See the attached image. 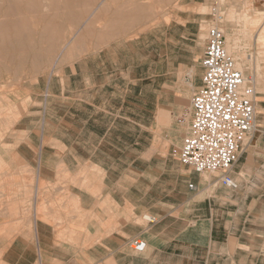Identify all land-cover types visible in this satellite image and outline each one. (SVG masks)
<instances>
[{
	"label": "crops",
	"instance_id": "1",
	"mask_svg": "<svg viewBox=\"0 0 264 264\" xmlns=\"http://www.w3.org/2000/svg\"><path fill=\"white\" fill-rule=\"evenodd\" d=\"M87 1L94 8L0 149L4 208L26 210L28 193L33 201L32 228L0 234V264H264V146L241 154L229 173L236 187L209 193L210 181L177 158L178 129L161 131L170 144L153 136L141 146L165 123L158 56L171 67L172 51L158 55L157 46H172L174 14L156 17L168 0ZM144 214L158 220L135 221ZM8 220L0 215V228ZM132 237L144 251L130 248Z\"/></svg>",
	"mask_w": 264,
	"mask_h": 264
},
{
	"label": "rangeland",
	"instance_id": "2",
	"mask_svg": "<svg viewBox=\"0 0 264 264\" xmlns=\"http://www.w3.org/2000/svg\"><path fill=\"white\" fill-rule=\"evenodd\" d=\"M48 1L50 3L51 0ZM48 1L18 0L16 4L18 13L14 14L7 12L8 1L0 0V22L9 23L15 22L16 19H21L26 22L28 29H33L34 26L32 24L36 21L37 26L34 29L37 31L46 25H50L49 22H51V26L56 29L50 49L48 46L45 48L46 45H43L41 50L37 49L35 56L29 54L19 57L18 50L12 49L7 43L1 42L0 37V149L10 148L9 145L4 143L5 139L13 135V130L18 120L24 114L29 113L30 103L32 102L30 94L32 88L40 78H44L50 72L56 64L57 57L63 47L81 28L83 21L87 19L90 11L94 8V3L89 1L81 3V0H53L54 5H49ZM244 1L246 0H182L181 2L180 0H168L165 3L161 2L159 6L157 3L158 15L156 23L163 21V19L169 21L170 13L174 14V41L172 46L168 42L165 45L163 40L158 42V55L172 51L170 57L167 58L171 61V67L165 65L164 56H158V76L156 80L157 115L159 114V122L165 123L158 124V127L153 128V131L145 133V135H150V137L147 142L142 141V148L151 143L153 136V143L156 146L164 142L170 144L168 138L161 134V131H169V127L173 126V129H178V141L187 133L191 119L190 99L200 84L202 73L201 58L207 30L213 21L218 22L222 27L226 48L230 44L227 50L232 55L235 63L241 66L237 68L248 79L246 83L250 81L249 79L255 81H253L254 83L250 81V83L253 84L257 94L255 98L256 128L253 136L246 142L244 152L252 151L253 147L264 146L261 138V133L264 132V108L256 104V100L263 99L261 96L264 97V38L260 39L258 37L263 31L261 26H264V20H262L263 23L261 22L262 25L257 23L251 27L252 35H243L241 24L236 22L234 17H229V13L231 10L235 13L242 11V7L247 5L244 4ZM251 1L253 9L250 12L251 16L258 12L264 13V0ZM177 13L184 19L176 18L175 15ZM262 16L264 19V14ZM2 31L6 32L5 30ZM253 34H257L258 39L253 38ZM161 37L163 39L164 36L162 35ZM235 37H237V41L234 43L233 48V41H231L232 43L229 41L228 44V39L231 38L232 40ZM190 70L193 72L192 77H189ZM145 93L148 94V91ZM141 101L143 102L144 100ZM150 101L151 107L146 108L152 111L153 94H151ZM36 108L34 106L32 109ZM151 120L152 118L150 117L147 121ZM22 123L24 124V121ZM179 145L180 142L176 144L177 148ZM171 152L173 153L172 148L169 153L171 154ZM256 172L259 176L258 167H256ZM27 177L33 178L30 171H27ZM201 179L210 181V185L207 186L208 193L216 185L221 184L216 176L202 174ZM236 182L238 183L239 180L237 179ZM42 198H40V201L43 200ZM7 200L10 201V199L0 196V215L9 219L8 223L0 228V234H4L6 231L8 233L13 231L14 233L19 228L31 229L28 226V218L32 217L33 201L31 194L28 193V197L23 203V205H26V210L20 213L7 211L8 209L4 208L6 204L9 205ZM111 207V203L104 202L105 209H110ZM40 211L41 205H39L38 212ZM6 214H9V216ZM148 217H150L148 214H144L134 219L138 223H143L147 221ZM157 220V218H154V222ZM24 221L27 222V225H20ZM208 264H214V260L210 259Z\"/></svg>",
	"mask_w": 264,
	"mask_h": 264
},
{
	"label": "built area",
	"instance_id": "3",
	"mask_svg": "<svg viewBox=\"0 0 264 264\" xmlns=\"http://www.w3.org/2000/svg\"><path fill=\"white\" fill-rule=\"evenodd\" d=\"M201 67L200 84L190 99L188 131L181 138L177 158L198 174L216 176L233 188L229 172L256 128V91L250 81L244 84L218 22L213 21L207 30ZM261 138L264 143V132ZM147 221L153 223L154 218ZM128 244L137 253L146 248L138 237L130 238Z\"/></svg>",
	"mask_w": 264,
	"mask_h": 264
},
{
	"label": "bare ground",
	"instance_id": "4",
	"mask_svg": "<svg viewBox=\"0 0 264 264\" xmlns=\"http://www.w3.org/2000/svg\"><path fill=\"white\" fill-rule=\"evenodd\" d=\"M7 1H8V9H7V12L8 13H14V14L15 13H18V10H17V7H16V4H17L18 0H7ZM43 1H48V0H43ZM258 1H260V0H258ZM244 2H245L244 4H247V5H244L242 7L243 10L242 11H238L237 13H235V12H233L231 10L230 13H229V15H230L229 17H231V18L234 17V19L236 20V22H238V23L241 24V32H242L243 35H249L250 36V35H252V33H251L252 28L251 27L254 26V24L260 23L262 25V23H263L262 20H264L262 15L264 13L263 12H258L255 15L251 16V13L250 12L253 11V9H252V1L251 0H246ZM53 3H54L53 0H51L50 3L48 1V4L49 5H54ZM100 19H101V17H100ZM35 22H34V24H32V26H34V28L37 26ZM49 24L50 25H46L43 28H41L39 31H37L34 28L33 29H28L27 28V25H26V22L25 21H22L21 19H16L15 22H9V23H7V22H0V37H1V42L7 43V45L9 47H11L12 49L18 50L17 53H18L19 57H22V56H25V55H29V54L32 55V56H35L36 53H37V49L39 48L41 50L42 47H43V45H46L45 48H47V46H48L49 49H50V46H51L52 40H53L52 38H53L54 34L56 33V29H55V27L53 28L51 26V22H49ZM103 26L104 25H102V27ZM261 27H263V31H261V33L259 34V36L257 34L256 35L253 34L254 35L253 38L256 39L257 36L260 39H263L264 38V26H261ZM83 28H85V27H83ZM2 30H5L6 32H3ZM229 41L230 42L233 41V43L232 42L231 43H232V47L234 48V43L237 41V37L233 38L232 40H231V38H229L228 39V44H229ZM0 46H1V44H0ZM229 47H230V44H229ZM229 47L227 45V48H229ZM236 67H239L240 68L241 66H239V65L236 64ZM192 73H193L192 70H190L189 77H192ZM243 78H244V84H245L248 81V79L245 78V77H243ZM249 80L252 81V82L254 81L253 79H249ZM22 173H24V172L22 171ZM33 218H35V217H33ZM28 219H29L28 220L29 221L28 226L30 228H32L33 222H32V220L30 218H28Z\"/></svg>",
	"mask_w": 264,
	"mask_h": 264
}]
</instances>
